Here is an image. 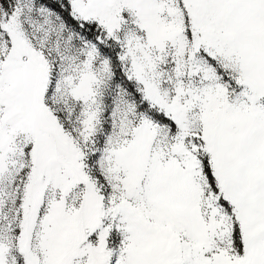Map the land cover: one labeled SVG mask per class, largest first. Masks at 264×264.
<instances>
[{
	"label": "snow or ice",
	"instance_id": "1",
	"mask_svg": "<svg viewBox=\"0 0 264 264\" xmlns=\"http://www.w3.org/2000/svg\"><path fill=\"white\" fill-rule=\"evenodd\" d=\"M0 264H264V0H0Z\"/></svg>",
	"mask_w": 264,
	"mask_h": 264
}]
</instances>
